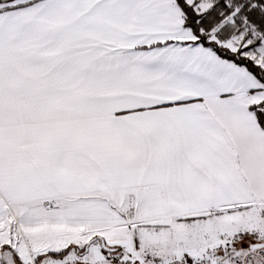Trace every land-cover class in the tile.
Segmentation results:
<instances>
[{"label":"snow or ice","instance_id":"snow-or-ice-1","mask_svg":"<svg viewBox=\"0 0 264 264\" xmlns=\"http://www.w3.org/2000/svg\"><path fill=\"white\" fill-rule=\"evenodd\" d=\"M0 264H264V0H0Z\"/></svg>","mask_w":264,"mask_h":264}]
</instances>
